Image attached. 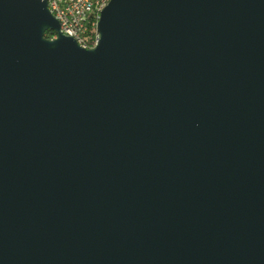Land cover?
<instances>
[{
    "label": "water",
    "instance_id": "95a60500",
    "mask_svg": "<svg viewBox=\"0 0 264 264\" xmlns=\"http://www.w3.org/2000/svg\"><path fill=\"white\" fill-rule=\"evenodd\" d=\"M97 31L0 0V264H264V0H110Z\"/></svg>",
    "mask_w": 264,
    "mask_h": 264
},
{
    "label": "built area",
    "instance_id": "2783aa9c",
    "mask_svg": "<svg viewBox=\"0 0 264 264\" xmlns=\"http://www.w3.org/2000/svg\"><path fill=\"white\" fill-rule=\"evenodd\" d=\"M49 11L59 23V31H70L78 39V31L87 32V41L83 46L88 48L95 44V17L104 0H46ZM89 27H94V32L89 35ZM57 37L53 33L52 38Z\"/></svg>",
    "mask_w": 264,
    "mask_h": 264
},
{
    "label": "bare ground",
    "instance_id": "6f19581e",
    "mask_svg": "<svg viewBox=\"0 0 264 264\" xmlns=\"http://www.w3.org/2000/svg\"><path fill=\"white\" fill-rule=\"evenodd\" d=\"M110 0H104V3L101 4V6L99 7V11H98V14L96 15L95 17V44H91L90 46H88V48H85V46H83V42H86L87 41V32L85 31H78V39H79V42L76 40L75 36L72 35V33L70 31H61V33L63 35H67V36H70L72 37L76 42L77 44L84 48V49H92L94 48L97 44H98V41H99V33L97 31V23H98V20H99V16H100V12L103 10V8L108 4ZM47 7L49 9V4L47 3Z\"/></svg>",
    "mask_w": 264,
    "mask_h": 264
},
{
    "label": "trees",
    "instance_id": "16d2710c",
    "mask_svg": "<svg viewBox=\"0 0 264 264\" xmlns=\"http://www.w3.org/2000/svg\"><path fill=\"white\" fill-rule=\"evenodd\" d=\"M93 32H94V27H89L88 34L91 35ZM52 35H53V32H50V31H45L44 33V36L49 39L52 38Z\"/></svg>",
    "mask_w": 264,
    "mask_h": 264
}]
</instances>
